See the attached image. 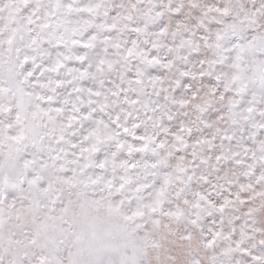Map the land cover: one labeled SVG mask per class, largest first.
<instances>
[{"label": "snow or ice", "instance_id": "obj_1", "mask_svg": "<svg viewBox=\"0 0 264 264\" xmlns=\"http://www.w3.org/2000/svg\"><path fill=\"white\" fill-rule=\"evenodd\" d=\"M0 264H264V0H0Z\"/></svg>", "mask_w": 264, "mask_h": 264}]
</instances>
